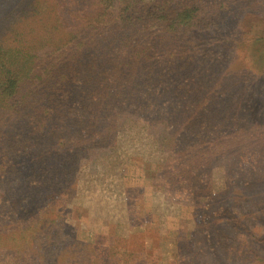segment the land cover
I'll list each match as a JSON object with an SVG mask.
<instances>
[{"label": "rangeland", "instance_id": "obj_1", "mask_svg": "<svg viewBox=\"0 0 264 264\" xmlns=\"http://www.w3.org/2000/svg\"><path fill=\"white\" fill-rule=\"evenodd\" d=\"M222 1L204 5L199 13L210 29L191 32L196 72L190 76L205 88L194 103L209 109L220 102L214 110L241 118L264 150V0ZM40 2L49 7L48 27L42 24L47 14L36 13V6L0 0L2 45H14L21 31L26 48L39 37L59 36L60 26L49 28L55 24L54 2ZM69 6L63 9L72 8L71 16L82 25L93 5ZM68 21L67 26H76L72 18ZM78 115L71 114L77 123ZM147 117L124 116L111 147L92 145L88 127H82L77 142H64L77 145L75 158L60 149L50 158L51 138H44L36 175L35 155L25 153L8 165L13 149L2 142L0 264H264V174L241 185L235 183L240 173L230 169L232 161L234 166L263 165L264 151L253 152L249 144L241 148L229 139L239 127H225L217 142L210 140L224 146L206 156L203 168L187 173V159L202 155L191 151L183 154L184 162L175 160L167 149L165 125L153 126ZM54 139L59 141L55 147L64 144L61 136ZM228 147H233L230 152Z\"/></svg>", "mask_w": 264, "mask_h": 264}, {"label": "trees", "instance_id": "obj_2", "mask_svg": "<svg viewBox=\"0 0 264 264\" xmlns=\"http://www.w3.org/2000/svg\"><path fill=\"white\" fill-rule=\"evenodd\" d=\"M22 1L29 7L36 6V13L49 11L48 4L41 0ZM52 1L55 15L51 20L55 24L49 28L60 26L59 36L52 33L44 39L39 37L38 43L26 48L20 43L26 36L21 31L16 33L14 45L0 43V145L8 142L14 154L8 165L13 158L29 153L36 156L34 173H39L44 158L41 141L48 136L50 158H56L59 149L64 155L77 157V145L64 142H77L76 131L83 132L82 127H88L85 134L92 145L111 147L112 134L123 125V117L140 118L143 114L148 115L153 126L165 125L169 134L167 149L176 156L175 160L184 162L183 154L191 151L202 155L187 159V173L203 168L208 162L206 156L224 146L213 142L218 141L225 127H239L229 139L237 141L241 148L249 144L253 152L264 151L258 146L261 141L256 142L258 134L245 131L241 118L223 116L224 109L220 114L216 111L220 102L209 109L194 103L205 88L194 84L190 76L196 72L191 65L196 59L190 45L191 32L210 29L200 21L199 13L210 2L224 5L222 0H49ZM69 4L79 10L93 5L83 17L84 24L71 16L72 8L65 12L63 6ZM44 17L42 24L48 27V14ZM70 18L76 26L65 24ZM221 106L225 108L223 102ZM72 113H79L78 123ZM55 123L57 127L52 125ZM48 125L53 131L48 132ZM59 136L64 144L57 148L54 144L59 141L54 137ZM257 154L262 162L263 157ZM51 164L55 169V163ZM235 166L232 161L230 169L240 173L235 183L241 185L264 174V164ZM257 170L261 173H255Z\"/></svg>", "mask_w": 264, "mask_h": 264}]
</instances>
